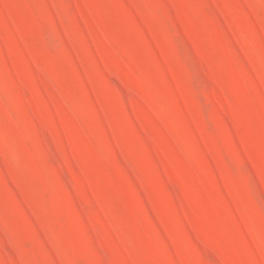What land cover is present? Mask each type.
I'll use <instances>...</instances> for the list:
<instances>
[{"label":"rangeland","instance_id":"1","mask_svg":"<svg viewBox=\"0 0 264 264\" xmlns=\"http://www.w3.org/2000/svg\"><path fill=\"white\" fill-rule=\"evenodd\" d=\"M0 264H264V0H0Z\"/></svg>","mask_w":264,"mask_h":264}]
</instances>
